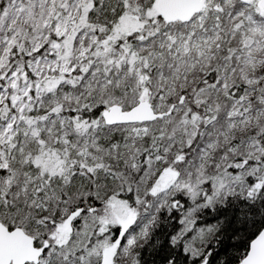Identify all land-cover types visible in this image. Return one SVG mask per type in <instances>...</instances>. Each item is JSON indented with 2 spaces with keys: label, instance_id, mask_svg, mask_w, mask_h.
<instances>
[{
  "label": "snow or ice",
  "instance_id": "obj_1",
  "mask_svg": "<svg viewBox=\"0 0 264 264\" xmlns=\"http://www.w3.org/2000/svg\"><path fill=\"white\" fill-rule=\"evenodd\" d=\"M0 264H264V0H0Z\"/></svg>",
  "mask_w": 264,
  "mask_h": 264
}]
</instances>
